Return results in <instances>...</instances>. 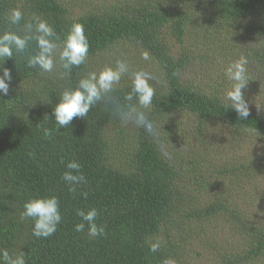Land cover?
I'll use <instances>...</instances> for the list:
<instances>
[{"label": "trees", "instance_id": "obj_1", "mask_svg": "<svg viewBox=\"0 0 264 264\" xmlns=\"http://www.w3.org/2000/svg\"><path fill=\"white\" fill-rule=\"evenodd\" d=\"M13 9L23 13L19 25L9 24ZM34 18L60 41L82 23L90 47L85 64L63 78L59 62L52 73L26 66L35 41L2 66L13 79L0 94V248L23 252L27 264H264V0H0V34H23ZM241 55L250 78L243 120L225 98V70ZM117 60L129 73L110 101L57 130L61 93ZM138 70L155 89L144 110L151 132L115 112ZM73 160L86 177L75 192L62 179ZM52 195L62 223L38 239L33 219H21L23 205ZM93 207L105 227L95 238L86 223L75 231L77 210Z\"/></svg>", "mask_w": 264, "mask_h": 264}, {"label": "clouds", "instance_id": "obj_2", "mask_svg": "<svg viewBox=\"0 0 264 264\" xmlns=\"http://www.w3.org/2000/svg\"><path fill=\"white\" fill-rule=\"evenodd\" d=\"M23 18L20 9H13L9 16V24L19 25ZM32 41H35L37 51L26 57V66L52 73L59 62L64 70L61 73V78L69 75L73 67L85 64L90 47L82 23H74L63 41H60V37L47 21L39 18H34L32 22H26L23 34L11 29L4 31L0 34V62H2L0 63V71H2L0 94L8 95L13 79L11 70L3 68V64L14 55L26 53ZM143 59H150L147 52L143 53ZM248 64V58L241 55L225 70L226 78L231 82L225 98L242 120L250 114L243 92L250 81ZM128 73L129 64L125 60H117L115 67H106L99 73L90 72L80 79L74 88L65 89L52 112L58 125L57 130L68 127L76 117L85 118L98 103L110 101L109 94L113 92L115 85L121 81L122 77ZM149 75L144 70L131 73L132 88L131 92L125 96L127 103L116 105L115 112L122 123L131 122L137 127L151 132L153 125L144 111L150 108L155 96V89L149 82ZM51 134V130L44 129L46 137H50ZM66 167L68 171L63 173L62 179L69 185V190L75 192L76 186L86 183V177L81 173L82 166L79 162L73 160L68 162ZM84 196L86 198L87 193H84ZM23 208L21 219H33L32 234L38 239L49 238L55 234L58 226L62 223L60 200L55 195L32 198L25 202ZM76 215L82 221L75 225L76 232H83L86 223L89 237L95 238L105 234V227L98 226L96 223L99 216V211L96 208L93 207L87 211L78 209ZM158 249L159 243L151 245V251L156 252ZM0 264H27V259L23 252H10L6 248H0ZM164 264H175V262L165 260Z\"/></svg>", "mask_w": 264, "mask_h": 264}, {"label": "rangeland", "instance_id": "obj_3", "mask_svg": "<svg viewBox=\"0 0 264 264\" xmlns=\"http://www.w3.org/2000/svg\"><path fill=\"white\" fill-rule=\"evenodd\" d=\"M220 66H221V64H220V62L218 60L215 61L213 64L211 63V66H209V67H211V70H212L211 71L210 83L212 84L213 87H216L218 85V83H219V77L221 75ZM199 75H202V73L200 72ZM203 78H204V76H203ZM201 80H202V78H201V76H199V81H201ZM220 149L222 150V147H220ZM223 151L225 153H227V154H230L229 151H228V145L227 144L225 145V148H223Z\"/></svg>", "mask_w": 264, "mask_h": 264}]
</instances>
